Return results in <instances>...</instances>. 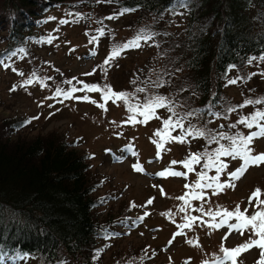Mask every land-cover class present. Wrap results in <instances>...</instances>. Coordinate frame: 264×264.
<instances>
[{"label":"trees","instance_id":"obj_1","mask_svg":"<svg viewBox=\"0 0 264 264\" xmlns=\"http://www.w3.org/2000/svg\"><path fill=\"white\" fill-rule=\"evenodd\" d=\"M124 9L132 11L121 15ZM54 10L67 23L85 28L90 38L99 34L113 48L121 43H115L110 21H119L131 40L141 30L153 33L143 42L152 49L141 67L142 74H130L127 85L118 81L116 85L112 80L99 85V77L94 75L95 79L79 85L78 79L69 85L50 82L51 76H42L38 69L44 59L34 45L51 41L43 28L48 27L47 21H56L46 16ZM110 16L114 19H107ZM1 43L5 44L0 47V61H10L19 73L15 60L22 53L28 58L31 84L54 96L57 88L67 92L75 87L78 91L73 96L85 84L98 85L101 90L105 85L113 92L126 93L132 105L163 96L164 110L176 112L177 119L186 117L182 120L186 128L191 124L228 135L240 132L238 111L252 107L250 117L264 111V103L245 104L247 100L264 101V86L258 85L256 74L251 73L257 63L262 64L264 72V59H260L264 56V0H0ZM34 60L40 63L34 64ZM115 60L111 67L118 66ZM235 78L243 91V99L238 102L225 91ZM103 91L100 99L104 107L113 100L106 102ZM115 101L129 118L132 113L124 102ZM229 108L235 111L229 112ZM189 112L193 115L187 116ZM136 118L143 120L139 115ZM213 119L230 122L216 127L211 125ZM231 120L237 122L236 128L229 127ZM29 121L28 116L19 115L0 118V264H26L25 260L34 264H102L110 240L122 237L113 232L122 229L118 224L129 218V209L124 206L123 212L121 207L100 217L102 203L97 193L102 183L88 156L78 152L68 136L21 135ZM177 130L181 129L170 130L171 134ZM189 139L196 147L193 153L200 155L219 147L209 144L206 137ZM220 144L227 147L230 141L221 140ZM204 163L196 166L197 174L205 171L209 177L213 168H204ZM120 257L124 264H149L140 254L128 251Z\"/></svg>","mask_w":264,"mask_h":264},{"label":"rangeland","instance_id":"obj_2","mask_svg":"<svg viewBox=\"0 0 264 264\" xmlns=\"http://www.w3.org/2000/svg\"><path fill=\"white\" fill-rule=\"evenodd\" d=\"M46 16L56 19L54 22L47 21L48 27L43 28L52 39L43 46L34 45V48L44 59L38 69L42 76H51L50 82L69 85L67 81L71 80L73 83L74 79H78L79 85L95 79L94 75L99 77L96 81L99 85L107 80H112L116 85L117 81L127 85L130 74H136L137 77L142 74L141 67L152 49L149 43H143L145 41L142 40L139 47L127 49L122 53L125 54L124 58H116L118 66L111 67L113 60L110 65L104 64L113 48L105 38H100L98 34L94 40L77 23H61V15L55 10ZM42 23L45 27L44 21ZM109 28L116 36V44L131 40L119 21H110ZM4 44L1 43L0 47ZM27 59L20 53L19 59L15 60L19 73L12 69L10 61L4 60V64L0 65V118L28 116L31 124L24 127L21 134L27 137L47 136L51 133L68 136L71 145L88 156L92 170L101 180L97 193L102 203L98 209L100 217L107 211L116 213L121 207L123 212V207L127 206L129 218L118 224L122 227L121 230L113 232L122 237L110 240V248L103 255L102 264H124L120 256L126 251L135 256L140 254L149 264H212L213 260L222 255V245L232 249L249 240L247 232L241 235L229 229L228 224L220 228L208 227L211 217L205 213L234 210L239 205L242 211L247 208L248 214H251L253 205L248 202L250 195L257 188L264 192V165L250 166L240 179L232 181L234 187L217 194L213 193V189H195L204 194V199H193V190L185 185L197 181L196 166L203 164V160L195 165L194 172L187 173L186 176L157 175L168 168L187 172L182 164L172 165L171 161H184L190 153L196 151L195 144H191L188 137L185 143L166 142L165 150L160 151L159 158L157 157V146L153 141H159L160 137L155 133L163 130L166 119L171 117L175 121L178 116L176 112L164 110L165 107L158 108L155 116L146 124L138 122L131 126L126 123L128 118L116 105V101L105 103L101 107L103 101L100 93L105 90V85L99 92L83 90L64 101L38 85L27 84L26 81L30 78L26 68ZM37 63H40L39 60H34V64ZM261 65L257 63L251 73L256 74L257 84L264 86ZM89 73L90 75H86ZM102 73L104 75L100 77ZM235 81V84L229 83L225 91L238 102L243 99V91L236 78ZM254 82L251 81V84ZM83 96H88L89 100L77 98ZM251 109L252 107H248L238 111V118L250 117L253 112ZM173 113L176 115L173 116ZM229 122L216 119L211 125L221 127L222 123L228 125ZM231 123L234 124V121L231 120ZM237 129L244 135L256 131L255 127L249 129L241 124ZM171 135H181V130ZM128 145L136 152L135 156L128 151ZM251 147L254 154L264 153V137L254 139ZM221 159L227 165L224 172L220 173V181L225 182L229 179L227 173L239 168L241 161L232 157ZM137 162L144 168L143 172L133 170L132 165ZM215 175L213 168L209 177ZM181 196L185 199H179ZM149 199L153 201L152 204H147ZM261 199H264V195ZM132 204L136 206L132 207ZM141 216L144 217L142 221L138 219ZM185 217L199 219L191 228H183L181 226L189 222ZM228 223L236 221L233 219ZM177 232L183 234L175 236ZM260 259L261 250L252 248L239 255L238 264H257ZM24 263L34 264V261L25 260Z\"/></svg>","mask_w":264,"mask_h":264},{"label":"snow or ice","instance_id":"obj_3","mask_svg":"<svg viewBox=\"0 0 264 264\" xmlns=\"http://www.w3.org/2000/svg\"><path fill=\"white\" fill-rule=\"evenodd\" d=\"M185 5H181L184 7ZM132 11L131 9H124L121 15L124 12ZM71 15V13H69ZM107 19H114V17H108ZM68 21L62 20L61 23H67ZM101 35H104L103 30H101ZM153 33H145L144 30H141L140 33L137 34L135 38L132 40L117 45L111 51L108 58L105 59L104 64L110 65L111 61L119 57L123 51L130 48H137L140 46V42L147 41L152 38ZM95 40L96 37H93ZM50 42V41H49ZM23 51V49H20ZM16 53H12V56H15ZM256 59V58H253ZM260 59H264V56L260 57ZM4 63V61H0V64ZM7 67V65H5ZM35 75V73H33ZM86 75H90L86 74ZM33 81L31 79L27 80V84H31ZM67 83L71 84L72 81L69 80ZM229 83L235 84V80H230ZM87 90L89 92H99L101 91L98 85H84L83 89L80 91ZM78 91L75 87H73L70 91H63L62 89L57 88L55 92V96L60 97L63 95L64 99L72 98V94ZM137 91L143 92L144 89H138ZM78 99L89 100L88 96L77 97ZM103 99L107 102L108 100H120L123 101L127 106L128 111L132 113L129 116L128 121L126 123H144L147 122L148 119L155 116V111L158 108L165 107L166 98L163 96H155L146 99L143 104L132 105L129 102V96L126 93L113 92L112 89L108 86H105V90L103 91ZM262 104L264 101L261 100H247L245 104ZM241 105L240 107H243ZM103 107V105H101ZM171 110V109H170ZM229 112L235 111V109L229 108ZM137 115L143 117V120L138 121ZM176 113H173L175 116ZM193 113H187V116H191ZM37 117H33L36 119ZM184 118H178L175 121L170 117L164 121V128L162 131L158 130L155 135L160 137L159 141H153V143L157 146V157L159 158V153L162 150H165L166 142H178L185 143L186 138L189 136L194 137H206L208 143H216L219 144V147L215 149L213 152H206L203 155L197 153H190L188 157L184 161H171L172 165L182 164L183 167L187 170V172H179L174 171L171 168L165 169L157 173L158 176H186L187 173L194 172L195 169L193 165L200 164L201 161H205L204 168H214L216 171V175L213 177H208L205 171H201L198 174V179L194 185H185V187H192L194 190L191 193L192 198L196 200L204 199V194L202 192L195 191V189H213V193L217 194L219 192L224 191L227 188L234 187L235 185L232 181L240 179V177L249 169L250 166H261L264 165V153L254 154L251 145L253 144L254 139L258 137H264V111H257L251 117H243L238 123L246 126L249 129L253 127L256 128V131L250 132L248 135H244L240 132L235 133L234 135H228L225 132H214L212 130L200 129L195 126L189 124L186 128L182 123ZM31 121H29L30 123ZM236 124H231L229 127L236 128ZM223 127V126H221ZM181 129V135L172 136L171 131L175 129ZM171 130V131H170ZM221 140L230 141V144L226 147L224 144H220ZM128 151L132 153V155H136V152L132 150V146H127ZM221 157H232L233 159L238 158L241 161V165L233 172L227 173L229 179L225 182L220 181V173L224 172L227 165L221 159ZM133 170L136 172H143L144 168L142 165L137 162L132 165ZM264 195L261 189H255L250 195L248 202L253 205V211L251 214H248V209L245 208L243 211L240 206L237 205L234 210H217L216 212L208 211L205 214L211 217V222L208 223V227L211 228H220L225 224H228L229 229L239 232L241 235H244L245 232L249 235V240L243 243L242 245H238L235 248L228 249L223 245L220 248L221 256L217 257L212 261V264H238V257L242 252H246L252 248H259L261 250V259L257 262V264H264V199H261V196ZM179 199L184 200L185 197L181 196ZM152 200L149 199L147 204H152ZM254 202V203H253ZM187 203V201H186ZM135 207V204L131 205ZM181 211H184V208H181ZM202 211V209H201ZM147 215V213H145ZM219 217V221L217 222V218ZM139 220H143L144 217H138ZM189 222L182 225L183 228H191L192 225L199 219L198 217H185ZM235 219L236 223L229 224L228 221ZM182 232H177L174 235L180 236ZM227 237H225L226 239ZM172 243V240L169 241V244ZM189 243H192L189 241ZM147 252V250H146ZM99 252L97 253L98 256ZM207 264V262H205Z\"/></svg>","mask_w":264,"mask_h":264}]
</instances>
